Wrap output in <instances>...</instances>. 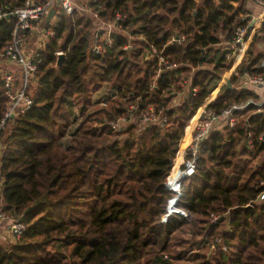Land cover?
I'll return each instance as SVG.
<instances>
[{
    "label": "trees",
    "instance_id": "1",
    "mask_svg": "<svg viewBox=\"0 0 264 264\" xmlns=\"http://www.w3.org/2000/svg\"><path fill=\"white\" fill-rule=\"evenodd\" d=\"M75 1L82 9L56 7L47 22L53 35L36 51L31 106L0 127V210L24 225L18 239L0 243V264H264V200L256 199L264 182V103H254L257 88L240 83L243 73L264 78V22L230 87L206 106L216 115L231 110L234 123L221 118L197 146L195 171L182 180L177 203L187 217L160 224L179 142L231 68L233 37L249 25L250 0ZM24 2L0 5L13 11ZM116 14L112 43L98 31L103 50L94 53L95 28ZM15 21L0 20V60ZM152 45L178 66L157 75ZM59 51L65 56L56 68ZM3 69L0 124L8 103ZM183 79L196 92L188 89L175 104ZM104 85L114 92L107 105L93 101ZM131 103L134 121L113 132L109 121L127 115ZM74 106L80 121L70 130ZM148 106L163 109L164 129L154 123L137 130ZM188 141L189 131L181 149ZM215 237L226 249L210 248Z\"/></svg>",
    "mask_w": 264,
    "mask_h": 264
},
{
    "label": "built area",
    "instance_id": "2",
    "mask_svg": "<svg viewBox=\"0 0 264 264\" xmlns=\"http://www.w3.org/2000/svg\"><path fill=\"white\" fill-rule=\"evenodd\" d=\"M252 1L256 4L260 11L257 14L251 13L248 26L237 27L235 30L232 43L233 50L231 55V58H233V64L228 71V76H230L232 73H235L237 66L245 56L254 35L259 31L261 25L264 22V0ZM56 7L62 9L66 14H71L75 9L81 8L80 4L75 0H59L58 6H56V0H25L23 6L16 8L13 11H9L6 7L0 5V20L4 17H8L9 15H14L16 18L11 40L5 46L4 51L1 54V56L12 66V71L8 69L4 71V82L8 96V103L3 114L0 127L3 126L5 120L10 117H14L17 114L23 113L32 104V98L28 94V88L33 74L37 68V62L35 60L37 52L35 51L31 55L27 53L25 47L27 34L36 29L37 24L43 19V17H46L50 9H55ZM85 10L90 12L88 9ZM91 14L94 18H97L96 12H91ZM115 18L116 20L114 22L98 23L96 29L94 30L95 36L92 44V51L94 53L99 54L103 50L102 45L97 41L98 31L102 29L106 30L105 42L107 45L112 43L110 32L113 31V29L119 28L117 21L121 18V15L116 14ZM52 35L53 32L51 30L46 33V37ZM58 53H61V51L57 52V54ZM148 57H155L157 59V75H159L160 72L164 70L175 69L178 66L176 62L165 58L161 54V51L157 50L153 45L149 49ZM260 66L264 67V57L260 63ZM16 73L19 77V85L17 87L14 86ZM221 81L222 82L218 84L217 89H215L213 94H211L213 95V98L215 97L216 90L218 91V89H220L221 86L225 84V78H223ZM240 83L243 87H264V78L243 73ZM180 87L182 90L176 94L172 100L175 104L181 100L184 93L188 92V89H191L193 94L196 92V88H190V79H183L180 83ZM212 99L206 100L205 104L203 105L207 106V104ZM262 102L264 103V100ZM107 103L108 101L100 102L101 105H107ZM254 103L256 105L262 104L260 101ZM202 106L200 108H202ZM200 108L197 113L194 114L189 124L185 128V134L187 133V130H189V141L185 147L181 149L180 142L184 137V134L179 142L178 150L173 159L171 170L164 181V188L170 191L172 195L167 199L165 210L160 217V224L162 226H166L172 222H176L184 217H187L186 210L180 207L177 203L181 195L182 180L191 176L195 171L197 146L199 143L204 138H206L209 132L213 129L216 122L221 120V118H227V123H229L230 126H232L234 123V119L231 116V110L229 109L224 110L219 115H216L211 110L202 109L204 114V117H202ZM135 109L136 105L131 103L128 105L127 115H119L115 119L110 120L109 126L112 131L119 132L129 126L134 121L133 111ZM166 122L167 117L164 115L163 109L156 111L152 106H148L146 110L141 112L140 117L137 120V130L140 131L143 127L154 123H158L160 127L164 129L166 127ZM187 154L189 155L188 157ZM261 185L263 188L258 193L256 198L259 201L264 200V182H261ZM210 217L211 221H216L219 218V215L212 213ZM0 219L7 221L8 229L13 239H18L24 230V225L21 222L8 218L4 213L1 212V210ZM220 242L221 239L215 237L210 241V248L214 249L217 244H221V248L226 249V247Z\"/></svg>",
    "mask_w": 264,
    "mask_h": 264
},
{
    "label": "rangeland",
    "instance_id": "3",
    "mask_svg": "<svg viewBox=\"0 0 264 264\" xmlns=\"http://www.w3.org/2000/svg\"><path fill=\"white\" fill-rule=\"evenodd\" d=\"M249 4H247V6H248ZM251 15V14H250ZM250 15L248 14L247 15V17L249 16L250 17ZM244 18V17H243ZM246 18V17H245ZM43 21H45V22H43ZM50 20H46V17L44 18L43 17V19L37 24V26H36V29H38L37 31H34V32H31V33H28L27 34V41H26V43H25V47H26V51H27V53L28 54H33L35 51H37L40 47H42L43 46V43L45 42V39H46V33L48 32V31H50V29L48 28V25H47V22H49ZM9 63L7 62V60L6 59H4V58H2L1 60H0V67H4V68H6V67H8L7 65H8ZM10 65V64H9ZM7 69V68H6ZM229 71V70H228ZM228 71H226V72H224L222 75H221V79H220V81L218 82V84L219 83H221L222 81V79L223 78H229L230 76H228L227 74H228ZM218 84H217V86H216V88L215 89H217V87H218ZM222 87V86H221ZM214 89V90H215ZM214 90L210 93V95H209V99H211L210 97H212L211 96V94H213V92H214ZM218 91H219V89H218ZM217 90H216V94H217V92H218ZM113 94H114V92L113 91H111V90H109V85H104L98 92H96L95 94H94V96H93V101H97V102H106L111 96H113ZM216 94H215V96H216ZM207 100V99H206ZM205 100V101H206ZM256 102H259V100L258 101H256ZM204 104H205V102H204ZM202 109H206V106L205 105H203L202 106V108H200V110H201V115H202V117H204V114H203V112H202ZM199 110V109H198ZM197 110V111H198ZM197 111H196V113H197ZM72 117H73V123L71 124V128H70V130H72L77 124H78V122L80 121V116H79V113H78V109H77V107H73L72 108ZM75 117V118H74ZM222 120V119H221ZM221 120H220V122H221ZM219 122V123H220ZM185 134V133H184ZM186 135V134H185ZM185 137V136H184ZM69 138H70V135H67L63 140H62V142L63 143H68V141H69ZM182 141V140H181ZM181 144V143H180ZM214 235H217V234H214ZM2 243V242H1ZM3 243H5V242H3Z\"/></svg>",
    "mask_w": 264,
    "mask_h": 264
},
{
    "label": "crops",
    "instance_id": "4",
    "mask_svg": "<svg viewBox=\"0 0 264 264\" xmlns=\"http://www.w3.org/2000/svg\"><path fill=\"white\" fill-rule=\"evenodd\" d=\"M249 5H248V7L249 8H252L251 10H252V12L251 13H253V14H257L260 10H259V8L256 6V4L252 1V0H250V2L248 3ZM45 18V17H44ZM56 18H55V16H52L49 20H50V22H52V21H54ZM43 22H45V21H43ZM100 22V21H99ZM96 29V28H95ZM38 29H35L34 31H37ZM102 30H104V29H102ZM34 31H32V32H34ZM29 33H31V32H29ZM8 67H6L8 70H10V71H12V66L11 65H7ZM6 68H4L3 69V71H5V69ZM256 93L259 95V101L263 104V100H264V87H259V88H257L256 89ZM212 99V98H211ZM208 100H210L209 98H208ZM257 100V101H258ZM0 205H1V197H0ZM15 240L13 239V237H12V235L10 234V231H9V229H8V223H7V221H5V220H1L0 219V243L2 242H5V243H7V242H10V243H12V242H14Z\"/></svg>",
    "mask_w": 264,
    "mask_h": 264
},
{
    "label": "water",
    "instance_id": "5",
    "mask_svg": "<svg viewBox=\"0 0 264 264\" xmlns=\"http://www.w3.org/2000/svg\"><path fill=\"white\" fill-rule=\"evenodd\" d=\"M58 4H59V0H56V6H58ZM54 15H55V9L54 8L53 9H50L48 11L47 15H46V20H49ZM64 56L65 55L62 52L57 54V59L55 61V67L56 68H58L62 64V61L64 59ZM225 83L227 84L228 87H230L229 78H226L225 79ZM248 207H250V206H248Z\"/></svg>",
    "mask_w": 264,
    "mask_h": 264
},
{
    "label": "bare ground",
    "instance_id": "6",
    "mask_svg": "<svg viewBox=\"0 0 264 264\" xmlns=\"http://www.w3.org/2000/svg\"><path fill=\"white\" fill-rule=\"evenodd\" d=\"M189 129H190V128H189ZM188 131H189V130H187V133H186V135L188 134ZM186 135H185V136H186ZM183 138H184V137H183Z\"/></svg>",
    "mask_w": 264,
    "mask_h": 264
}]
</instances>
